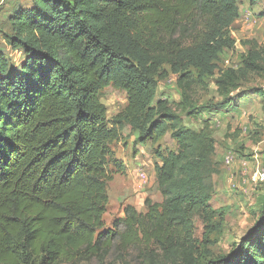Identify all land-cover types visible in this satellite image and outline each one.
<instances>
[{
	"label": "trees",
	"instance_id": "1",
	"mask_svg": "<svg viewBox=\"0 0 264 264\" xmlns=\"http://www.w3.org/2000/svg\"><path fill=\"white\" fill-rule=\"evenodd\" d=\"M30 2L6 17L9 45L24 60L14 69L0 53V264L102 261L112 253L118 264H264V205L233 253L201 252L193 217L209 229L214 216V139L207 121L189 129L171 103L156 99L158 82L174 73L186 108L234 44L228 28L237 1ZM255 48L218 76L220 93L263 69ZM109 85L126 92L118 117L136 126L139 141L157 142L165 122L177 149L156 167L162 201L146 197L144 212L128 204L103 229L107 182L124 169L112 150L120 134L107 127L99 98Z\"/></svg>",
	"mask_w": 264,
	"mask_h": 264
},
{
	"label": "rangeland",
	"instance_id": "2",
	"mask_svg": "<svg viewBox=\"0 0 264 264\" xmlns=\"http://www.w3.org/2000/svg\"><path fill=\"white\" fill-rule=\"evenodd\" d=\"M236 1L239 16L228 28L234 44L218 54L217 69L194 86L186 108L181 105L182 98L174 73L158 82L156 94V99H166L172 104L185 127L199 130L207 121V129L213 136V159L217 172L211 177L213 191L209 207L213 209L214 216L209 229L205 228L200 214L193 217V234L201 252L206 250L211 255L233 253L240 240L256 226L264 205V64L261 71L236 81L225 93H220L216 86L222 71L242 66V61L254 47L261 51V63H264V0ZM17 4L26 9L31 2L0 0V53L8 58L14 69L24 60V53L10 47V28L6 17ZM191 71L198 76V72ZM99 98L107 110V127H115L120 133L119 140L112 144L114 158L119 162H130V167L136 172L140 168L145 171L146 182L139 188L136 186L137 190L145 191L144 185L147 188L151 175L142 160H152L151 163L147 162L151 164L150 170L154 174L152 168L157 158H162L168 151H176V140L171 137L168 124L161 122L157 126L160 133L157 142H142L145 148L140 155L141 162L140 158H135L139 151L135 144L139 139L137 137V142L132 140L136 131L138 133L136 126L118 117L127 104L126 92L109 85L100 92ZM227 155L233 156L229 165L225 163ZM109 168L114 169V166L110 164ZM135 175L132 173L128 178L124 168L123 173L114 174L113 179L107 182L109 202L103 215V229L110 228L115 219L123 217L124 207L132 203L130 198L133 195L129 191L130 182L138 184ZM129 257L137 258V252H131ZM61 264H118V261L116 254L112 253L102 261L92 258Z\"/></svg>",
	"mask_w": 264,
	"mask_h": 264
},
{
	"label": "crops",
	"instance_id": "3",
	"mask_svg": "<svg viewBox=\"0 0 264 264\" xmlns=\"http://www.w3.org/2000/svg\"><path fill=\"white\" fill-rule=\"evenodd\" d=\"M119 132V131H118ZM120 134V133H119ZM137 137H138V133L136 131V133L134 134V137L132 138V140L136 141L137 140ZM137 142V141H136ZM143 143L140 141H138L136 144H135V148L139 149V151L135 154L137 159L140 158V155L144 152V146L142 145ZM161 157H158L157 158V162H155L154 166H153V172L154 174L151 172L152 170H150L151 168V164H148L151 163V159L150 160H142L141 161V158H140V161L142 163L145 164V166H147L148 170L150 171V175H151V180L149 183H147V188L145 187L144 185V188H145V191L143 190H137L136 186L137 184H132L130 182V191L129 193L131 192V194L133 195L132 198H130L132 201V203H128L130 205H133L135 207V209L139 212H143L142 210H144V208L146 207L145 206V198L146 197H149L152 201L154 202H161L162 201V195L160 194V191L158 190V186H157V174H156V167L159 166L161 164ZM136 161H139V160H136ZM134 163V162H133ZM141 164L140 162H137V164ZM153 163V162H152ZM123 168H125V172L126 174L128 175V178L130 177V175L133 173L135 175V172L136 170L135 169H132L131 164L130 162H126V161H122L121 162ZM136 175H137V172H136ZM135 175V176H136ZM146 210V209H145Z\"/></svg>",
	"mask_w": 264,
	"mask_h": 264
},
{
	"label": "built area",
	"instance_id": "4",
	"mask_svg": "<svg viewBox=\"0 0 264 264\" xmlns=\"http://www.w3.org/2000/svg\"><path fill=\"white\" fill-rule=\"evenodd\" d=\"M232 161H233V156L232 155H227L225 157L226 165H229ZM137 179H138V184H137L138 188L141 187L142 184L144 182H146V180H147L146 173H145V171L142 168L137 170Z\"/></svg>",
	"mask_w": 264,
	"mask_h": 264
}]
</instances>
